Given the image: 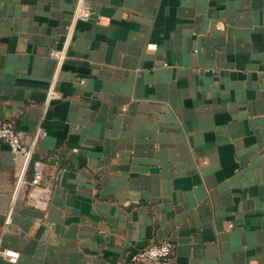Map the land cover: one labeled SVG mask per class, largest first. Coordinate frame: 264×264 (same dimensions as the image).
<instances>
[{"label":"crops","instance_id":"0c3cea01","mask_svg":"<svg viewBox=\"0 0 264 264\" xmlns=\"http://www.w3.org/2000/svg\"><path fill=\"white\" fill-rule=\"evenodd\" d=\"M79 1L0 0V264H264V0Z\"/></svg>","mask_w":264,"mask_h":264},{"label":"built area","instance_id":"2783aa9c","mask_svg":"<svg viewBox=\"0 0 264 264\" xmlns=\"http://www.w3.org/2000/svg\"><path fill=\"white\" fill-rule=\"evenodd\" d=\"M91 13V10L85 6L84 1L80 0L76 8L75 18L89 19ZM53 54H56L55 51ZM54 93L55 90L52 89L51 97ZM0 141L10 147L14 160L21 156L26 159V166L17 179V191L22 187H26L28 196L34 205L44 209L47 208L53 195V182L45 179L46 163L42 158L35 156V145H26L23 142L22 136L13 120L0 119ZM174 248L175 245L171 239L155 242L132 252L126 264L164 261L172 257ZM4 252L13 263L20 257V252L12 248H6Z\"/></svg>","mask_w":264,"mask_h":264}]
</instances>
